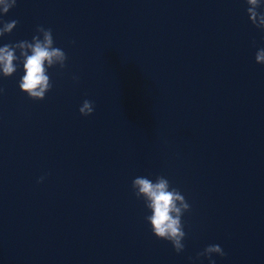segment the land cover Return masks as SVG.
<instances>
[{"label": "clouds", "instance_id": "clouds-1", "mask_svg": "<svg viewBox=\"0 0 264 264\" xmlns=\"http://www.w3.org/2000/svg\"><path fill=\"white\" fill-rule=\"evenodd\" d=\"M245 2L248 5L246 12L251 24L264 32V10L258 11L264 9V0ZM16 3L17 0H0V17L6 15ZM17 24V20L0 19V37L12 33ZM36 32L31 41L22 40L0 46V75L5 78L13 76L18 63H22L24 75L19 81L20 90L32 100H43L52 88L48 69L57 65L60 69L65 68L68 57L61 48L54 47L51 28L46 29L41 25L37 27ZM255 61L264 65V48L256 52ZM2 91L3 89H0V92ZM79 112L82 116L92 115L93 102L85 99ZM132 189L137 199H142L145 207L151 212L145 219L150 223L154 236L169 241L176 253L183 252L186 233L182 216L191 208L185 196L177 188L171 187L169 180L164 176H157L155 182L145 176H137L132 181ZM214 254L221 257L226 255L219 244H211L197 254V259L206 257L209 264H216L212 259Z\"/></svg>", "mask_w": 264, "mask_h": 264}]
</instances>
